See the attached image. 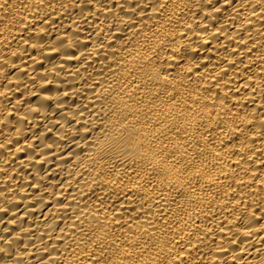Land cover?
I'll return each mask as SVG.
<instances>
[{
  "label": "bare ground",
  "instance_id": "obj_1",
  "mask_svg": "<svg viewBox=\"0 0 264 264\" xmlns=\"http://www.w3.org/2000/svg\"><path fill=\"white\" fill-rule=\"evenodd\" d=\"M0 264H264V0H0Z\"/></svg>",
  "mask_w": 264,
  "mask_h": 264
}]
</instances>
